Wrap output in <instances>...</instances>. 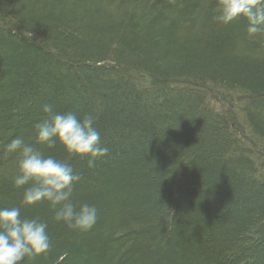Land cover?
Instances as JSON below:
<instances>
[{
    "label": "trees",
    "instance_id": "obj_1",
    "mask_svg": "<svg viewBox=\"0 0 264 264\" xmlns=\"http://www.w3.org/2000/svg\"><path fill=\"white\" fill-rule=\"evenodd\" d=\"M218 0H0V208L48 225L23 264H264V35ZM45 104L95 117L110 154L36 142ZM16 137L67 161L87 232L21 206Z\"/></svg>",
    "mask_w": 264,
    "mask_h": 264
},
{
    "label": "clouds",
    "instance_id": "obj_2",
    "mask_svg": "<svg viewBox=\"0 0 264 264\" xmlns=\"http://www.w3.org/2000/svg\"><path fill=\"white\" fill-rule=\"evenodd\" d=\"M216 11L215 22L226 26L244 17L250 37L264 35V0H218ZM42 111L44 117L35 124L38 144L53 149L59 142L70 155L87 157L89 168L109 156L110 149L101 145L92 114L81 118L73 111L59 113L49 104ZM6 152L18 153V174L13 184L24 189L21 206L47 203L55 213V221L83 232L93 228L98 218L96 206L73 202L75 185L82 179L80 172L22 137L11 140ZM47 229L45 221L22 218L21 207L0 208V264H23L25 258L47 254L52 246Z\"/></svg>",
    "mask_w": 264,
    "mask_h": 264
}]
</instances>
